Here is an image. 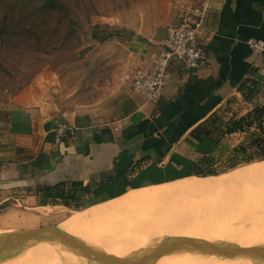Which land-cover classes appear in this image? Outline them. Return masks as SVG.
Listing matches in <instances>:
<instances>
[{"label":"rangeland","instance_id":"rangeland-1","mask_svg":"<svg viewBox=\"0 0 264 264\" xmlns=\"http://www.w3.org/2000/svg\"><path fill=\"white\" fill-rule=\"evenodd\" d=\"M180 2L183 1L54 0L55 4H46L45 0H0V102H20L41 107L47 114L73 113L107 103L109 113L122 114L124 102L119 93L130 83L129 44L136 36L161 34L178 17ZM97 26L101 34L110 37L103 41L95 39L92 34ZM239 143V136H231L216 148L211 143L200 145L202 152L199 153L214 155L216 159L211 169L217 173L227 172L246 164L239 158L234 161L228 159L232 154L230 150ZM176 152L171 157H185L182 168L175 167L165 176L157 174L145 180L136 178L130 183H126L124 176L119 179V186L106 187L89 197L85 196L80 209L92 207L132 186L163 178H179L189 173L193 175L197 156L187 157L185 151ZM233 162L235 164L231 166ZM261 186L263 189L260 192H253L254 187L242 188L238 185L233 192L222 188L206 194H174L150 205L144 203L139 208L134 205L130 208L128 205L119 213L102 219V229L125 224V230L120 228L123 238L128 236L126 232L160 237L157 242H140V247L130 248L129 241L115 242L111 232L104 234L100 231L99 235L76 226L69 234L120 257L140 254L167 240L171 242L174 237L238 243L243 246L264 244L263 241L256 242V231L251 224L261 219L258 212L264 210V184ZM4 208H0V211ZM75 210L62 204L40 207L35 210L39 220L35 214L26 213L33 220L29 223L23 221L27 227L7 222L0 225V233L35 227V224L60 226ZM95 224L97 222L89 224V228L94 229ZM128 224L132 227L127 228ZM41 242L32 243L24 249H36V256L44 254L50 258L49 255H53L60 263L72 259L96 262L59 241H51L52 246L49 248ZM246 258L175 251L161 257L162 261L155 264H244Z\"/></svg>","mask_w":264,"mask_h":264},{"label":"crops","instance_id":"crops-1","mask_svg":"<svg viewBox=\"0 0 264 264\" xmlns=\"http://www.w3.org/2000/svg\"><path fill=\"white\" fill-rule=\"evenodd\" d=\"M206 1L209 7L201 40L208 61L188 70L180 61L172 60L171 77L158 102L134 91L131 82L119 93L124 102L122 114L109 113L107 103L73 113L47 114L41 107L0 102V208L5 207L0 211L1 220H7L11 213L14 221L8 223L15 226L33 221L25 217L26 213L35 214L39 220L35 210L50 204H39L38 185L82 181L94 187L89 197L103 188L119 186L124 176L130 183L182 168L185 157H171L176 151L197 156V161L203 156L200 145L211 143L216 148L231 136H239L240 143L247 139V133L235 132L222 135L217 142L211 136L197 140L191 132L205 123L224 127L231 117L264 104V56L254 53L248 44L250 38L264 40V0ZM167 29L132 39L130 70L149 64L152 55L163 48ZM251 78L260 82L259 90L247 100L240 85ZM61 122L74 125L77 134L56 143L54 129ZM103 129L109 130L105 140L96 141L94 135ZM175 179L132 186L96 205Z\"/></svg>","mask_w":264,"mask_h":264},{"label":"bare ground","instance_id":"bare-ground-1","mask_svg":"<svg viewBox=\"0 0 264 264\" xmlns=\"http://www.w3.org/2000/svg\"><path fill=\"white\" fill-rule=\"evenodd\" d=\"M261 184H264V159L257 161V162L255 161L249 162L243 165L242 167H239V168L237 167L230 171L222 172L216 175H207V176L189 175L186 177L175 179L174 181H171V182H166L163 184H155V185H152L146 188L142 187L140 189H137L135 191L128 193L124 197H121V198H118L112 201L104 202L103 204L95 205L92 207L75 210L72 216L67 218L66 221L63 222V224H61L59 227L62 230L66 231L67 233H69L70 230L76 229V226L80 227V229H83V230L89 229L90 231H95L94 233L99 234V235H101L100 231L105 232L104 234H109L111 232L112 235L114 236L115 242L116 241H129L130 248L140 247L141 246L140 242H145V243H147V241L157 242L160 237H151V236L147 237V235L143 236L142 234H136V233L132 234V233L126 232V235L128 236L126 238H123L121 236V234L123 233L120 232V228L122 230H125V224L111 225L108 227V229H102V224H100L102 219L104 217H108L110 215H115L119 213L120 210H122L124 207L128 205H130V208L132 205L139 208L144 203L146 205H150L151 203L154 202L153 200L156 201L157 199L166 198L174 194H184V193L206 194V193H212L214 191H218L222 188L230 189L233 192L234 188L238 185L242 188H245L246 186L254 187L253 192H256V191L260 192V190L263 189ZM231 200H233V198ZM258 214H261V217H260L261 219H258V220L253 219L254 222L252 221L251 224L254 226L255 231H256L255 232L256 242L263 241L264 243V210H262V212H258ZM6 217H7L6 218L7 220H1V218L3 217L0 218V225L6 224L8 221H11V220L14 221L13 220L14 216L12 214H9L8 216L6 215ZM25 217H28V216H25ZM93 222H97V224L94 225V229H91L89 228V224ZM129 224L126 225L127 228L132 227V225H129ZM134 226L136 227L137 225H133V227ZM254 228H251V229H254ZM97 239L99 240V238ZM51 241L52 240H45V241H42L41 243L46 245V248H49L50 246H52ZM106 242L104 243L106 246H108ZM37 253L38 251L34 248H31L30 250L23 249L17 255H14L3 261H0V264H97L96 262L94 263L84 262V261H79L77 259L76 260L72 259L73 261L71 260L70 262L60 263V260L57 261L53 255L52 256L49 255L50 258H48V257H45L46 255L44 254H42L41 256H36ZM246 259L247 260L244 264H264L263 260L252 259L250 257H247ZM159 260L162 261L161 258Z\"/></svg>","mask_w":264,"mask_h":264},{"label":"built area","instance_id":"built-area-1","mask_svg":"<svg viewBox=\"0 0 264 264\" xmlns=\"http://www.w3.org/2000/svg\"><path fill=\"white\" fill-rule=\"evenodd\" d=\"M209 4L201 2H180L178 19L169 25L162 49L154 53L147 66H135L130 72L132 88L148 101L158 102L170 79L172 60L180 61L188 70H196L208 61L206 47L201 40ZM251 50L264 56V40L250 38ZM115 129H118L116 126ZM55 142L61 143L77 134V128L69 122L55 127Z\"/></svg>","mask_w":264,"mask_h":264},{"label":"trees","instance_id":"trees-1","mask_svg":"<svg viewBox=\"0 0 264 264\" xmlns=\"http://www.w3.org/2000/svg\"><path fill=\"white\" fill-rule=\"evenodd\" d=\"M45 1L46 4H55L53 3L54 0ZM99 31L98 26L93 30L92 36L95 39L103 41L110 37V35H103ZM259 84L260 82L258 80L251 78L244 81L240 85V91L244 95L245 99H253L259 90ZM205 124L198 126L191 132V135L195 139L201 140L203 136H211L212 138L214 137L217 142L220 137L226 133H247V139L232 148L230 152V154H232L228 159L234 161L235 158H239L241 162L245 163L252 162L256 159H264V104L255 105L251 110L239 117H231L225 123L224 127H219L217 125L206 126ZM108 132V129H103L100 133L94 135V139L96 141H103L105 140L104 134ZM215 159L214 155L212 156L209 153L203 155L194 164L192 172L199 176L219 174L215 170L211 169ZM234 164L235 163L233 162L231 166H234ZM93 188L94 187L90 183L84 185L82 181L75 180L69 182L62 180L51 185H38L36 188V195L38 197L39 204L41 205L62 204L78 210L82 207L84 197L93 192Z\"/></svg>","mask_w":264,"mask_h":264},{"label":"water","instance_id":"water-1","mask_svg":"<svg viewBox=\"0 0 264 264\" xmlns=\"http://www.w3.org/2000/svg\"><path fill=\"white\" fill-rule=\"evenodd\" d=\"M173 239L171 242L167 240L161 245L145 249L140 254L135 253L120 257L88 245L80 238L62 230L58 224H47L0 233V261L17 255L32 243L45 240L64 243L76 253L91 261H96L98 264H155L161 257L175 251L215 254L225 258L250 257L264 261V244L243 246L238 243L210 242L191 237H174Z\"/></svg>","mask_w":264,"mask_h":264}]
</instances>
